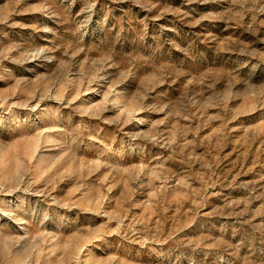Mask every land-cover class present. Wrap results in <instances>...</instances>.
Instances as JSON below:
<instances>
[{"label":"rangeland","instance_id":"374dc122","mask_svg":"<svg viewBox=\"0 0 264 264\" xmlns=\"http://www.w3.org/2000/svg\"><path fill=\"white\" fill-rule=\"evenodd\" d=\"M0 264H264V0H0Z\"/></svg>","mask_w":264,"mask_h":264}]
</instances>
